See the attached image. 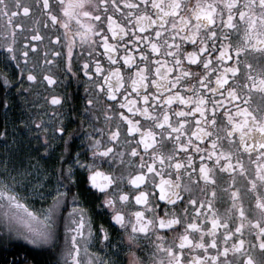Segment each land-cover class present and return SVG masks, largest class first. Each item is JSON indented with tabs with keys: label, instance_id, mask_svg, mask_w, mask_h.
<instances>
[{
	"label": "snow or ice",
	"instance_id": "obj_1",
	"mask_svg": "<svg viewBox=\"0 0 264 264\" xmlns=\"http://www.w3.org/2000/svg\"><path fill=\"white\" fill-rule=\"evenodd\" d=\"M0 20V264H264V0Z\"/></svg>",
	"mask_w": 264,
	"mask_h": 264
},
{
	"label": "flooded vegetation",
	"instance_id": "obj_2",
	"mask_svg": "<svg viewBox=\"0 0 264 264\" xmlns=\"http://www.w3.org/2000/svg\"><path fill=\"white\" fill-rule=\"evenodd\" d=\"M19 22H23L25 24L26 28H28L32 24V20L31 19L22 20V21H19ZM3 23H5V21L0 20V24H3ZM73 87H75V86L73 85ZM0 119H2V117H0Z\"/></svg>",
	"mask_w": 264,
	"mask_h": 264
}]
</instances>
